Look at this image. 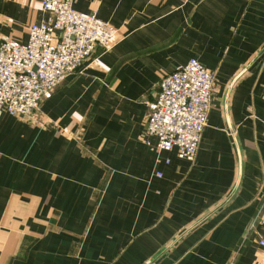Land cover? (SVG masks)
<instances>
[{"label":"crops","instance_id":"0c3cea01","mask_svg":"<svg viewBox=\"0 0 264 264\" xmlns=\"http://www.w3.org/2000/svg\"><path fill=\"white\" fill-rule=\"evenodd\" d=\"M42 1L0 0V38L27 42ZM74 6L117 35L31 117L1 116L0 264H147L226 201L239 156L234 195L154 264H264V54L227 97L264 48V0ZM191 59L214 84L188 161L159 151L146 122L162 78Z\"/></svg>","mask_w":264,"mask_h":264},{"label":"built area","instance_id":"2783aa9c","mask_svg":"<svg viewBox=\"0 0 264 264\" xmlns=\"http://www.w3.org/2000/svg\"><path fill=\"white\" fill-rule=\"evenodd\" d=\"M76 0H43L46 18L31 23L27 42L0 38V118L31 117L64 80L80 71L97 48H111L117 28L79 11ZM214 74L191 59L165 75L148 103L146 128L159 151L193 161L207 124ZM162 177V172H157ZM264 245V242H260Z\"/></svg>","mask_w":264,"mask_h":264},{"label":"water","instance_id":"95a60500","mask_svg":"<svg viewBox=\"0 0 264 264\" xmlns=\"http://www.w3.org/2000/svg\"><path fill=\"white\" fill-rule=\"evenodd\" d=\"M264 54V48L257 54V56L241 71L238 73V75L233 79V81L231 82L228 90H227V97L230 94V91L234 85V83L238 80L239 77H241L246 71L249 70V68ZM227 109V108H226ZM227 111V110H226ZM239 151V149H238ZM240 155V152H239ZM241 177H242V161H241V157L239 156V170H238V179L236 181V184L232 190V192L230 193V195L228 196V198L226 199V201H228L233 195L234 193L237 191L239 185H240V181H241ZM226 201L221 204L219 206V208L221 206H223ZM218 208V209H219ZM217 208L215 210H212L210 213H208L206 216H204L203 218H201L200 220H198L196 223H194L192 226H190L189 228H187L182 234H180V236H178L175 240H173L169 246L163 251L161 252L158 256H156L153 260L149 261L147 264H154L156 261H158L170 248H172L185 234H187L189 231L193 230L195 227H197L200 223H202L207 217H209L211 214H213L216 210H218Z\"/></svg>","mask_w":264,"mask_h":264},{"label":"rangeland","instance_id":"374dc122","mask_svg":"<svg viewBox=\"0 0 264 264\" xmlns=\"http://www.w3.org/2000/svg\"><path fill=\"white\" fill-rule=\"evenodd\" d=\"M40 105H41V103H40Z\"/></svg>","mask_w":264,"mask_h":264},{"label":"bare ground","instance_id":"6f19581e","mask_svg":"<svg viewBox=\"0 0 264 264\" xmlns=\"http://www.w3.org/2000/svg\"><path fill=\"white\" fill-rule=\"evenodd\" d=\"M12 39V38H11Z\"/></svg>","mask_w":264,"mask_h":264}]
</instances>
